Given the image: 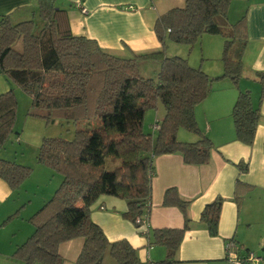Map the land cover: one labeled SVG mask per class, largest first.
<instances>
[{
	"label": "trees",
	"instance_id": "trees-1",
	"mask_svg": "<svg viewBox=\"0 0 264 264\" xmlns=\"http://www.w3.org/2000/svg\"><path fill=\"white\" fill-rule=\"evenodd\" d=\"M232 0H185L184 6L159 16L153 32L161 49L123 58L101 49L95 40L72 35L65 12L55 0H37L29 17L15 20L0 16V74L6 76L30 97L28 115L47 124L58 119L79 124L96 121V126L77 129L72 140L44 138L36 163L61 176L53 195L28 218L32 234L17 246L12 257L23 264H62L61 243L83 239L76 264H141L137 250L127 240L109 242L91 220V206L103 196L123 200V218L141 232L137 219L150 210L154 158L179 154L185 165H205L210 161L211 141L200 132L194 110L206 99L215 81L226 79L238 87L246 47L245 19L228 21ZM204 35L223 39L222 74L207 76L186 59L168 57V43L191 50ZM142 61H156L155 77L139 73ZM264 91V72L256 74ZM260 101V100H259ZM160 103L164 116L156 136L143 129L147 110ZM17 101L12 90L0 94V149L15 132ZM236 141L250 146L259 123V108L253 107L250 92L239 91L231 110ZM182 129L198 136L195 142H180ZM264 148V143H262ZM119 161L111 170L105 160ZM240 173L247 164L236 165ZM32 173V168L0 159V179L15 191ZM250 189L236 181L233 201L241 204ZM223 199L218 197L200 213L199 223L210 236L218 233ZM163 206L177 208L183 218L178 229L143 232L149 246L165 249L163 260L153 264H175L176 253L191 219L190 201L175 188L163 195ZM18 211L5 220L16 218ZM237 244L234 239H230ZM238 245V244H237ZM241 248V246H240ZM243 250V249H242ZM244 252H251L243 250Z\"/></svg>",
	"mask_w": 264,
	"mask_h": 264
},
{
	"label": "crops",
	"instance_id": "crops-1",
	"mask_svg": "<svg viewBox=\"0 0 264 264\" xmlns=\"http://www.w3.org/2000/svg\"><path fill=\"white\" fill-rule=\"evenodd\" d=\"M36 2L37 0H0V16L10 14L15 20L27 19L29 10L36 6ZM184 3L185 0H55V7L65 12L72 35L95 40L106 52L129 58L133 54L159 51L161 45L153 32L156 19L171 9L183 7ZM27 8L29 10H26ZM81 8L87 13H82ZM232 13L236 18L235 22L242 17L245 19L247 42L242 58L241 76L243 71H246L245 79L247 82L252 79L254 83L256 74L264 72V0H232L227 14L228 21ZM171 45L173 44L166 45V55L178 57L168 53V49H175ZM208 56L204 61L201 60L197 67L210 78L220 76L216 73L217 68L214 70L209 62H205L211 59ZM147 65L154 68L153 72L157 76L160 64L156 61L140 62L139 73L141 74L142 68ZM258 85L259 98L256 95L254 98L246 85L241 87L238 84L236 87L226 79L215 81L206 99L195 107L198 128L213 146L209 163L199 166L185 165L179 154L154 158L146 231L141 229L140 232L132 222L123 218L122 214L127 210L123 200L103 196L91 206V220L101 228L109 242L127 240L131 247L137 250L141 264H153L163 260L165 249L158 245L149 246L143 232L182 227L183 218L180 211L162 204L164 192L175 188L183 199L190 201L191 219L189 230L186 231L176 253L175 264H226L224 244L230 239H234L241 249L250 251L247 232L254 222V215L264 214V91L261 93V86L259 83ZM244 90L250 92L252 105L258 106L260 113L254 140L250 146L236 141L231 117L238 92ZM161 120L154 121L153 125ZM178 135L179 132L177 139ZM183 138L188 141L182 142L188 143L198 140V136L193 134ZM239 163L247 164L245 173L239 172L236 166ZM38 169H41L43 175L50 174L46 168ZM33 173L34 169L31 175ZM237 180L250 187L239 206L233 201ZM59 181L61 183L60 178L55 179V186ZM54 188V184H50L43 190L36 205L32 204L31 199H13L14 191L0 179V226L9 223L12 219L6 223L5 220L18 211L17 217L13 218L17 224L8 226L10 233L7 234L6 245H9V250L24 243L32 234L27 220L50 198ZM218 197L223 199V203L218 233L212 237L199 223V216L203 208ZM82 246L81 238L61 243L58 253L62 264H76ZM13 252L0 253V256L13 259Z\"/></svg>",
	"mask_w": 264,
	"mask_h": 264
},
{
	"label": "rangeland",
	"instance_id": "rangeland-1",
	"mask_svg": "<svg viewBox=\"0 0 264 264\" xmlns=\"http://www.w3.org/2000/svg\"><path fill=\"white\" fill-rule=\"evenodd\" d=\"M229 21L230 23H235L236 18L233 13L230 15ZM209 40H213V42ZM171 46H173L172 48L175 49H168V53H172L173 55H177L180 58L186 59L188 61V64L192 67H197L199 62H201V60L204 61L205 57L209 55L208 57H210L211 59L205 62H209L213 66L214 70L215 68H217L218 72L216 73H219L220 75L222 74V37L204 35L201 37L199 43L196 44L191 50H189V47L185 45L173 44ZM147 64L155 63L147 62ZM153 69L154 68H152L151 65H147L146 67L142 68V72L140 75L145 78L155 79L156 74H154L155 72H153ZM245 76H247V72L243 71L241 79L239 81V85L241 87H244V85H246V88H250L252 96L254 97L256 95V97L259 98L260 93L258 94V92H260V87L258 83L256 81V83H253L252 79L247 82ZM10 90H12V92L14 93L17 101L14 129L16 133L11 134L4 146L0 149V159H5L15 162L19 165L31 167L32 170L34 169L33 175H31V173L29 177L21 183L19 189L14 191L13 199L17 200V198L19 197L23 201L31 199L32 204L36 203L37 205V202H39V196L43 192V190H46L47 187L50 186V184H54L55 188L52 191V196L60 183L59 181L57 186H55L57 182H55V179H61L60 175L36 163V155L41 141L44 138H62L64 140L70 141L72 140L74 132L77 129L88 128L90 127V124L92 126H96L97 123L96 121H83L79 124H74L71 121L58 119L54 123L47 124L42 119L30 117L28 115L31 107L30 97L6 76L0 74V94ZM163 116L164 110L160 103H157V109L147 110L145 112L143 120L144 131L150 134L154 133V135L156 136L157 131L153 130V122L156 120H161ZM178 132V141L180 142L188 141L184 140L183 137L192 135V133H189L185 130H179ZM118 164L119 161L116 158L108 157L105 160V169L111 170ZM38 168H46L49 170L50 174L43 175V172L40 171L41 169ZM254 217V222L247 232V240L250 245L249 249L255 257L264 258V214L258 215L256 213ZM25 223L26 221L24 222V226ZM9 224L15 225L17 223L16 221H14V219H12L9 223L4 224L3 227L0 226V253L3 254H5L7 251H14L16 249L15 247L12 248V250H9V245H6L7 234L10 233V227H8L10 226ZM31 229L33 231L32 226ZM0 264L23 263L18 259L0 256Z\"/></svg>",
	"mask_w": 264,
	"mask_h": 264
},
{
	"label": "built area",
	"instance_id": "built-area-1",
	"mask_svg": "<svg viewBox=\"0 0 264 264\" xmlns=\"http://www.w3.org/2000/svg\"><path fill=\"white\" fill-rule=\"evenodd\" d=\"M81 12L87 13L84 8H81ZM157 129V124H154L153 130L157 131ZM136 223H139L144 231L148 228L147 217L137 219ZM224 251L226 264H264V258H257L252 252H244L239 245L229 240L224 244Z\"/></svg>",
	"mask_w": 264,
	"mask_h": 264
}]
</instances>
